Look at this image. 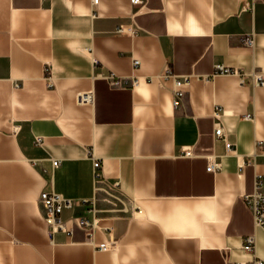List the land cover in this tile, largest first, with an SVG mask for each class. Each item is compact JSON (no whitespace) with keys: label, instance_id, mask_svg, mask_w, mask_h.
I'll use <instances>...</instances> for the list:
<instances>
[{"label":"crops","instance_id":"1","mask_svg":"<svg viewBox=\"0 0 264 264\" xmlns=\"http://www.w3.org/2000/svg\"><path fill=\"white\" fill-rule=\"evenodd\" d=\"M219 64L264 73V0H0V264L264 260V229L243 200L264 161L241 167L264 140V86ZM167 67L191 75L178 107L173 80L148 79ZM110 72L141 81L114 88ZM85 90L92 104L78 103ZM210 156L221 168L207 171ZM44 190L95 200L93 237L75 227L50 238ZM62 216L92 217L83 203Z\"/></svg>","mask_w":264,"mask_h":264},{"label":"built area","instance_id":"2","mask_svg":"<svg viewBox=\"0 0 264 264\" xmlns=\"http://www.w3.org/2000/svg\"><path fill=\"white\" fill-rule=\"evenodd\" d=\"M143 0H131L133 4H140ZM99 0H93L94 4H97ZM119 32H130L132 34L137 33V29L134 27L125 28V25H121L118 28ZM245 41L252 45L254 42L253 36H247ZM139 60H134V65L139 64ZM216 72L221 73H235L239 75L240 81L242 83L252 82L254 84H259L264 86V73L258 72H240L237 69L229 68L224 65H217ZM46 79L48 80L49 86L52 85V72L49 65L45 66ZM104 78L109 82V84L114 88H128L135 87L139 85L141 79L139 76H120L114 72H110ZM191 75L179 76L175 74L170 67H167L163 72L150 76L148 79L150 81H166L173 80L175 82V98L174 106L178 107L186 93L185 87L190 84ZM77 101L80 104H92L94 101L93 90L80 91L77 94ZM221 112L219 109L215 110L213 115L220 119ZM248 118L252 117L251 114L246 115ZM215 134L225 140L227 150H234L232 142L227 138L224 127L219 124L215 129ZM37 144L41 143V139L36 140ZM184 154L191 155L190 150H184ZM259 158L264 161V140L257 139L255 141L254 149L248 154L247 158L241 163V167L244 168L246 165H255ZM54 165H58V160H53ZM101 167V162L99 158H94V174L95 177H99L101 172L99 171ZM221 168V162L217 160L214 156H210L207 164V171L213 172ZM41 202L45 210V221L48 225V234L50 238H53L54 234L61 230L72 234L75 227L83 228L89 237H93L94 229L98 225L95 219V214L97 212L95 200L88 199H73L65 197L64 195L55 192L54 190H44L40 194ZM243 200L252 212L254 223L264 229V173L257 172L254 182V190L251 193L243 194ZM76 203H83L87 205L89 213L92 217H82L74 216L70 220H65L62 213L65 208H72ZM142 210L139 208V212ZM243 249L254 253L256 249V237L254 234H247L244 236ZM97 249L107 251L111 248V243L109 241L101 242L96 246ZM233 264H264V260L254 256L251 261H237Z\"/></svg>","mask_w":264,"mask_h":264}]
</instances>
